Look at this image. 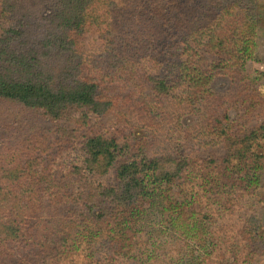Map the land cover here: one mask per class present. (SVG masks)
<instances>
[{
  "label": "trees",
  "instance_id": "1",
  "mask_svg": "<svg viewBox=\"0 0 264 264\" xmlns=\"http://www.w3.org/2000/svg\"><path fill=\"white\" fill-rule=\"evenodd\" d=\"M185 6L184 0H0V103L56 123L52 130L7 132L8 138L0 132V264H244L261 249L264 228L255 207L264 170V72L252 79L248 64L264 32V5ZM143 26L159 27L164 40L139 44ZM87 37L100 43L94 55L115 50L118 58L96 66L81 50ZM129 44L156 64L184 58L169 72L173 81L148 73L151 94L135 101L105 96L102 83L135 73L120 54H128ZM68 56L84 61L73 67L75 78L60 81L48 68ZM219 80L226 86L217 89ZM131 105L143 135L89 126L91 116L112 111L122 125ZM214 170L223 176L222 192L186 185L195 173L203 178ZM200 192L213 202L197 209ZM238 210L245 244L230 261L224 251L231 234L212 222Z\"/></svg>",
  "mask_w": 264,
  "mask_h": 264
},
{
  "label": "rangeland",
  "instance_id": "2",
  "mask_svg": "<svg viewBox=\"0 0 264 264\" xmlns=\"http://www.w3.org/2000/svg\"><path fill=\"white\" fill-rule=\"evenodd\" d=\"M192 0H184V6L188 8V6L191 4ZM257 3L259 5H264V0H257ZM128 12V10H125ZM42 18H45L43 20V23L46 26L49 25V12H45L42 10ZM136 19V20H135ZM134 25H137L140 19L136 15L133 19ZM194 20L191 18L187 27H191L194 24ZM264 26V25H263ZM33 28V25L29 22L28 25V33L31 34V30ZM264 28V27H263ZM139 37V44H141V41L145 38L147 39L148 43L152 42L158 43L162 42L164 40V33L159 27L154 26H143V30L140 34H138ZM27 41L32 44L33 40L31 35L27 36ZM99 45V46H98ZM255 52L254 56L256 59L254 61L250 62L248 64V69H251L252 71V79H255L257 74L254 73L256 70L260 72H264V63H261L257 59H264V32H261L259 37L257 38V42L255 44ZM100 43H98L94 38L87 37L85 42L83 43L81 50L84 53V56L86 58H89L90 61L94 62L96 66H105L107 65L108 61L112 57L114 60H116L118 57L116 55L115 50H113L112 53L105 52L104 50L99 55H94L95 51L100 50ZM128 54L125 55V49H122L120 51V54L124 56V60L127 62H132L135 65V73L134 75H125V79L114 81L113 83H102L100 85V90H103V94L107 97H115V96H129L132 101H135L138 99L140 94L148 92V94H151V86L147 81L148 73L150 75H153V72L161 78H165L166 80L173 81V78L170 77L169 72L171 69H173L176 66L182 65V61L184 58L177 57V58H158L157 64L152 61V59L148 56H143V59H140V57L143 55V53L136 48L135 45L128 46ZM199 52V51H196ZM84 57V58H85ZM197 57H195L196 59ZM84 59L81 61L76 57H65L61 61H57L54 65L50 66L48 70L54 71L55 74H60V81L65 80H71L75 78V74L78 72L73 69L76 65L81 66V62H83ZM194 66V65H192ZM196 68V66H194ZM115 70V69H114ZM84 71H81L80 74H84ZM96 81H99L97 77ZM108 79H105V82ZM262 78L257 79V86L260 87V84L262 85ZM264 81V80H263ZM176 82V81H174ZM173 83V82H172ZM226 86L225 80H219L216 82L215 87L217 89L223 88ZM141 89V90H140ZM181 87L178 86L177 90L181 91ZM177 93V91H176ZM149 97V95H148ZM154 106V105H153ZM156 108V107H155ZM156 112H159L156 109H153ZM128 113V116L126 120L121 125L119 123L118 116L115 114V111H112L108 113L107 115L97 117V116H91L89 119V126H97L100 125L104 128H117L115 131H111L115 136H119L117 134L118 131H122L123 134L129 136H141L145 133V127L143 124L139 121L137 114L134 111L133 105H131V108L129 111L124 110ZM37 116V117H35ZM56 123L54 122H48L45 119L40 118L36 113L32 114L25 109L21 108L20 106L9 103V102H2L0 103V132H6L7 138L8 133L16 135L18 132H22L23 134H27L32 132L34 129H44V128H51V130L54 128ZM171 125V123H168ZM19 126V127H17ZM173 126V125H171ZM68 128H74L72 124L68 125ZM80 130H78L75 133H79ZM178 137L181 138V132H174ZM121 137V136H120ZM9 142V139H8ZM153 147L155 148V151L158 153H161V148L159 145L158 139L153 140ZM189 171V170H188ZM190 183H187L186 185L190 184V186H195L197 190L202 191L203 188L206 189H212L217 190L218 192H222L224 189V183H223V176H220L218 170L210 171L209 174L205 175L203 178L199 176L198 173L194 174V179L190 180ZM177 189V187H176ZM175 189V190H176ZM239 191V190H238ZM172 193V191H171ZM200 196H203V193L200 192ZM259 204L255 207V215L257 216L258 220L260 221V224L262 223V226L264 228V176H260V186L258 189V199ZM212 199L207 201L206 197H202V202H197L196 208L200 209L204 205H207L208 203H212ZM161 206H167L166 200H162ZM215 208V205L213 206ZM243 211L238 210V213L230 214L229 212H226L225 215L222 217L221 222H212L213 226H216L218 228L219 232L222 235H229V237L226 238L225 241H227V244L225 245V251L224 253H228V256L231 261L232 255L234 252H236L238 249L242 247V245L245 244L242 235L239 233L241 227H242V221L240 219L242 218ZM77 231V228H76ZM231 232V233H230ZM75 233L71 235V239H73ZM232 241L233 248L230 252L228 249V242ZM264 241V240H263ZM239 244H242L241 246ZM263 246H261V249L258 251H251V258L250 260H246L244 264H264V242H262ZM157 248L160 251H164L166 248L163 244H160L157 246Z\"/></svg>",
  "mask_w": 264,
  "mask_h": 264
},
{
  "label": "crops",
  "instance_id": "3",
  "mask_svg": "<svg viewBox=\"0 0 264 264\" xmlns=\"http://www.w3.org/2000/svg\"><path fill=\"white\" fill-rule=\"evenodd\" d=\"M261 176H264V170H263V172H262Z\"/></svg>",
  "mask_w": 264,
  "mask_h": 264
}]
</instances>
